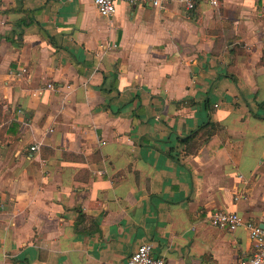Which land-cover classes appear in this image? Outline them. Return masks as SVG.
Returning a JSON list of instances; mask_svg holds the SVG:
<instances>
[{
    "label": "crops",
    "instance_id": "0c3cea01",
    "mask_svg": "<svg viewBox=\"0 0 264 264\" xmlns=\"http://www.w3.org/2000/svg\"><path fill=\"white\" fill-rule=\"evenodd\" d=\"M161 1L0 0V264L253 252L209 215L264 224V0Z\"/></svg>",
    "mask_w": 264,
    "mask_h": 264
},
{
    "label": "built area",
    "instance_id": "2783aa9c",
    "mask_svg": "<svg viewBox=\"0 0 264 264\" xmlns=\"http://www.w3.org/2000/svg\"><path fill=\"white\" fill-rule=\"evenodd\" d=\"M116 1L118 0H93L102 15L111 17L116 12ZM129 4L146 3L152 6H160L161 0H123ZM185 8L191 10L195 7V0H180ZM216 5L217 0H211ZM27 70V66L23 67ZM48 87H53L48 83ZM40 142L31 146L32 150L40 149ZM239 196L236 197L238 199ZM211 225L220 229L234 231L239 227H245L253 244V252L242 255L235 264H264V226L252 219L246 218L238 211H227L225 209H215L209 215ZM127 264H167L166 259L154 254V243L151 241L144 242L130 255Z\"/></svg>",
    "mask_w": 264,
    "mask_h": 264
},
{
    "label": "trees",
    "instance_id": "16d2710c",
    "mask_svg": "<svg viewBox=\"0 0 264 264\" xmlns=\"http://www.w3.org/2000/svg\"><path fill=\"white\" fill-rule=\"evenodd\" d=\"M218 127L214 123H208L200 127L197 131L181 139L186 145L188 153L197 152L204 144H209L215 135Z\"/></svg>",
    "mask_w": 264,
    "mask_h": 264
},
{
    "label": "water",
    "instance_id": "95a60500",
    "mask_svg": "<svg viewBox=\"0 0 264 264\" xmlns=\"http://www.w3.org/2000/svg\"><path fill=\"white\" fill-rule=\"evenodd\" d=\"M263 226H264V224H263Z\"/></svg>",
    "mask_w": 264,
    "mask_h": 264
}]
</instances>
